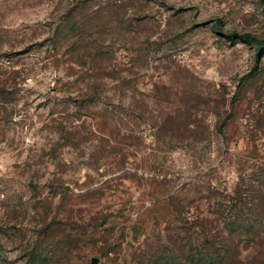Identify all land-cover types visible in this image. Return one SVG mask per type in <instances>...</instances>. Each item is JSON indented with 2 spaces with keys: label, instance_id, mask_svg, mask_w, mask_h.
Instances as JSON below:
<instances>
[{
  "label": "rangeland",
  "instance_id": "obj_1",
  "mask_svg": "<svg viewBox=\"0 0 264 264\" xmlns=\"http://www.w3.org/2000/svg\"><path fill=\"white\" fill-rule=\"evenodd\" d=\"M232 33L262 0H0V264H262L247 231L220 260L264 192V46Z\"/></svg>",
  "mask_w": 264,
  "mask_h": 264
},
{
  "label": "trees",
  "instance_id": "obj_2",
  "mask_svg": "<svg viewBox=\"0 0 264 264\" xmlns=\"http://www.w3.org/2000/svg\"><path fill=\"white\" fill-rule=\"evenodd\" d=\"M264 4V0H262ZM230 40L240 39L247 43H254L257 46V50H261L264 46V40H258L252 37L250 34H237L232 33L227 36ZM231 200H236L234 204L230 202ZM256 201L254 204L253 202ZM253 204V205H252ZM251 205V206H249ZM250 207H254L257 213L246 216L243 213V209L250 210ZM223 214H226L225 217V226L229 232L227 237L224 239L225 243V254L220 260H226L229 257L231 245L233 243L232 236L243 231H247L253 235L255 240H258L260 243L264 241V236L259 232L261 227H264V192L261 190H254L252 192H247L246 195L242 197L239 196L236 198L227 199V204L225 205V210ZM212 255L207 258V261H213ZM264 264V261L261 262Z\"/></svg>",
  "mask_w": 264,
  "mask_h": 264
},
{
  "label": "water",
  "instance_id": "obj_3",
  "mask_svg": "<svg viewBox=\"0 0 264 264\" xmlns=\"http://www.w3.org/2000/svg\"><path fill=\"white\" fill-rule=\"evenodd\" d=\"M97 261H98V259H97V258H94V259L92 260V264H96Z\"/></svg>",
  "mask_w": 264,
  "mask_h": 264
}]
</instances>
